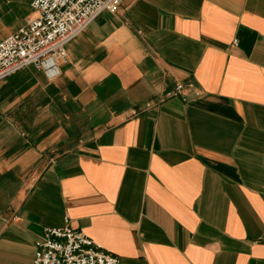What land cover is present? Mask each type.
<instances>
[{"label":"crops","instance_id":"0c3cea01","mask_svg":"<svg viewBox=\"0 0 264 264\" xmlns=\"http://www.w3.org/2000/svg\"><path fill=\"white\" fill-rule=\"evenodd\" d=\"M55 63L0 81V264L65 217L119 264H264V0H123Z\"/></svg>","mask_w":264,"mask_h":264},{"label":"built area","instance_id":"2783aa9c","mask_svg":"<svg viewBox=\"0 0 264 264\" xmlns=\"http://www.w3.org/2000/svg\"><path fill=\"white\" fill-rule=\"evenodd\" d=\"M123 0H33L36 12L18 31L0 41V81L28 66L51 68L66 61V46L104 11ZM190 84H188L189 86ZM185 88L179 83L175 92ZM32 264H119V257L72 225L48 226L35 242Z\"/></svg>","mask_w":264,"mask_h":264}]
</instances>
